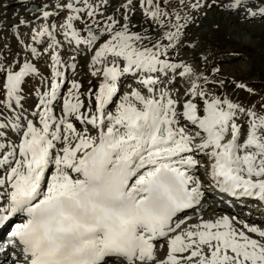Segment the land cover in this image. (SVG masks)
<instances>
[{
	"label": "snow or ice",
	"instance_id": "obj_1",
	"mask_svg": "<svg viewBox=\"0 0 264 264\" xmlns=\"http://www.w3.org/2000/svg\"><path fill=\"white\" fill-rule=\"evenodd\" d=\"M215 3L36 0L9 25L24 53L0 56L11 264H264V228L201 214L209 188L264 202V98L176 58L197 46L192 10ZM224 7L264 21V0Z\"/></svg>",
	"mask_w": 264,
	"mask_h": 264
},
{
	"label": "rangeland",
	"instance_id": "obj_2",
	"mask_svg": "<svg viewBox=\"0 0 264 264\" xmlns=\"http://www.w3.org/2000/svg\"><path fill=\"white\" fill-rule=\"evenodd\" d=\"M2 1L8 7L0 9V22H2L0 56L11 61L17 53L21 57L24 53L18 42L19 38L14 35V30L9 25L16 24L20 17L31 19L32 13L29 9L36 0H25L23 5L19 4L18 0ZM208 2L212 3V0H208ZM230 2L231 0H216L211 8H203L200 11L192 10L191 14L195 18V23L187 29L185 44L194 42L197 46L194 49L184 47L176 58L194 64L195 67L210 76L213 75L212 68H220V73L215 74L219 79L225 81V87L220 91L227 94L235 93L232 96L234 100L259 106L264 98V21L245 20L242 10L235 12L224 7ZM8 12H12L11 17L6 15ZM27 33H29L28 27L21 26L20 34L26 41ZM203 57H207L206 63ZM85 62L86 57L81 58L78 68L82 82L89 79L85 74L87 71L84 67ZM39 65L42 67L43 62L40 61ZM72 75L73 73L69 71V78ZM238 83L246 84L247 88L253 90V94H249L247 89H237L235 85ZM206 212L211 213L212 208L209 207L207 211H204V213ZM219 214V216L229 215ZM259 215L264 220V214L260 213ZM253 225L264 228V224L261 222ZM8 259L5 258L6 263Z\"/></svg>",
	"mask_w": 264,
	"mask_h": 264
},
{
	"label": "bare ground",
	"instance_id": "obj_3",
	"mask_svg": "<svg viewBox=\"0 0 264 264\" xmlns=\"http://www.w3.org/2000/svg\"><path fill=\"white\" fill-rule=\"evenodd\" d=\"M4 5H5V3H3V1L2 0H0V9H3V8H5L4 7ZM12 12H8L6 15L8 16V17H11L12 15ZM228 210H230V211H232L234 208H230L229 206H225ZM203 209H204V207H203ZM202 209V210H203ZM206 211H207V209H206ZM223 209L220 207V206H216V207H214L213 209H212V212L211 213H207V215H204V214H206V213H204L203 215L205 216V217H209V216H212V215H216V216H219L220 214L219 213H223ZM210 212V211H209ZM263 213H264V211H263ZM194 219V218H193ZM19 221V220H18ZM250 221V220H249ZM11 247V246H10ZM11 250H13L12 248H11ZM5 260V259H4ZM6 261V260H5ZM2 264H4L3 262H2ZM6 264H8V262L6 263Z\"/></svg>",
	"mask_w": 264,
	"mask_h": 264
}]
</instances>
